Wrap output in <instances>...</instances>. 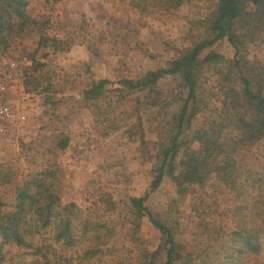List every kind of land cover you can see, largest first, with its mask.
<instances>
[{
    "label": "trees",
    "instance_id": "16d2710c",
    "mask_svg": "<svg viewBox=\"0 0 264 264\" xmlns=\"http://www.w3.org/2000/svg\"><path fill=\"white\" fill-rule=\"evenodd\" d=\"M62 1L0 0L1 54L37 34V50L66 53L77 43L91 60L98 56L99 38L80 34L88 32L84 23L72 33L57 31L62 22L55 6ZM201 2L208 13L188 22L195 31L191 44L142 79L118 81L107 110L98 105L109 80L80 91L105 133L119 128L112 113L135 97L129 132L142 141L147 133L157 137L146 193L116 200L99 188L88 205L64 206L57 193L63 172L55 161L25 172L0 162V264H12V248L31 251L30 260L15 264H73L75 257L101 264H157L161 258V264H264V162L252 154L264 140V64L247 55L249 33L264 32V0H127V6L142 16L170 18ZM33 3L42 8L37 15ZM224 42L233 60L215 51L202 57ZM21 74L26 94L42 96L50 108L62 102V87L46 63L33 60ZM168 79L175 89L162 87ZM228 130L239 135L237 142L223 138ZM68 145L64 137L57 150ZM166 179L175 195L158 220L147 200ZM145 224L160 236L154 250L142 235Z\"/></svg>",
    "mask_w": 264,
    "mask_h": 264
},
{
    "label": "rangeland",
    "instance_id": "374dc122",
    "mask_svg": "<svg viewBox=\"0 0 264 264\" xmlns=\"http://www.w3.org/2000/svg\"><path fill=\"white\" fill-rule=\"evenodd\" d=\"M32 6L33 14L42 11L40 5L33 3ZM208 6L205 2L191 3L167 18L142 16L127 6V0L59 2L55 11L60 13L62 27L59 29L57 26V31L60 34L72 33L84 23L88 32L80 34L99 38L98 56H92L91 60L87 48L77 43L66 53L37 50V34L25 40L17 51H10L8 55L0 52V65L7 60L16 66L9 100L28 116L22 143L17 150L9 148L6 142H0V162L11 161L25 172L28 168L46 166L55 161L63 172V182L57 193L64 206L72 203L82 207L88 205L90 195L99 188H104L116 200L143 196L152 181L157 137L147 133L142 141L139 134L129 132L136 117L133 112L135 97H130L112 113L110 118L118 119L119 128L108 129L105 133L94 106L82 102L80 91L93 81L109 80L112 85L106 88L105 98L98 105L107 110L110 101L116 99L112 90L118 81L142 79L148 71L166 66L182 48L191 44L190 35L195 31L190 33L188 22L208 13ZM248 38V59L264 64V32L251 31ZM210 51L218 52L227 60L235 57L233 48L225 42L205 50L202 57ZM33 60L46 63L53 74V81L61 85L60 104L50 108L45 106L42 96L25 93L20 76ZM174 84L172 79H168L162 87L175 89ZM11 96L16 98L13 100ZM64 137L69 139V145L66 150L59 151L56 145ZM223 138L237 142L239 135L228 130ZM252 154L253 158L264 162V140L256 145ZM174 195L175 190L166 179L148 198L147 206L156 219L162 220L169 199ZM141 232L150 249H156L160 243L157 230L145 224ZM9 252L12 264L32 258L31 251L26 254L12 248ZM161 263L162 258L157 264ZM73 264L101 263L91 258L75 257Z\"/></svg>",
    "mask_w": 264,
    "mask_h": 264
},
{
    "label": "built area",
    "instance_id": "2783aa9c",
    "mask_svg": "<svg viewBox=\"0 0 264 264\" xmlns=\"http://www.w3.org/2000/svg\"><path fill=\"white\" fill-rule=\"evenodd\" d=\"M0 66V142H6L9 148L17 150L22 143V132L28 123V116L7 100L10 87L15 82V64L3 60Z\"/></svg>",
    "mask_w": 264,
    "mask_h": 264
},
{
    "label": "crops",
    "instance_id": "0c3cea01",
    "mask_svg": "<svg viewBox=\"0 0 264 264\" xmlns=\"http://www.w3.org/2000/svg\"><path fill=\"white\" fill-rule=\"evenodd\" d=\"M8 98H7V100H9V98H10V96H9V94H8V96H7ZM11 98L14 100L16 97H14V96H11ZM10 101V100H9ZM3 143V142H2Z\"/></svg>",
    "mask_w": 264,
    "mask_h": 264
}]
</instances>
